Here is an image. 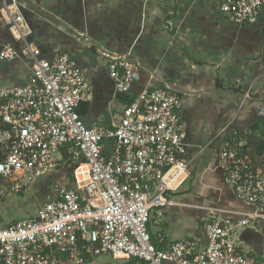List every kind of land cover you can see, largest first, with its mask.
Returning <instances> with one entry per match:
<instances>
[{
    "label": "built area",
    "instance_id": "2783aa9c",
    "mask_svg": "<svg viewBox=\"0 0 264 264\" xmlns=\"http://www.w3.org/2000/svg\"><path fill=\"white\" fill-rule=\"evenodd\" d=\"M219 10L229 22L251 24L264 15V0H223ZM6 12L9 32L24 46L18 51L0 44V61L20 55L32 65L24 84L0 87V181L12 192H22L59 169L66 154L75 165V186L56 185L55 197L32 216L0 227V264H62L58 254L74 264L101 254L144 264H254L240 234L264 218V172L240 145L224 144L219 166L225 184L251 211L237 220L210 212L202 223L207 240L202 250L193 240L153 242L150 210L158 206L161 193L187 177L179 95L144 87L122 108L118 124L88 127L76 109L91 95L80 68L67 53L51 60L40 57L27 40L22 15ZM166 28L171 30L172 22ZM138 71L136 62L110 56L116 93L128 92ZM106 139L109 151L104 150ZM81 162L88 171L79 181L75 171ZM3 193L1 188L0 198Z\"/></svg>",
    "mask_w": 264,
    "mask_h": 264
},
{
    "label": "crops",
    "instance_id": "0c3cea01",
    "mask_svg": "<svg viewBox=\"0 0 264 264\" xmlns=\"http://www.w3.org/2000/svg\"><path fill=\"white\" fill-rule=\"evenodd\" d=\"M222 1L27 0L79 32L84 41L16 0H0L1 45L18 51L24 46L8 30L9 9L24 18L29 42L40 50V57L51 60L67 53L80 68L91 95L76 109L88 127L110 129L118 124L122 108L141 89L164 88L154 76L198 91L177 93L187 177L156 200L151 233L165 244L193 240L204 248L202 223L210 212L237 220L251 211V205L223 181L219 154L224 144L240 145L253 166L264 172V15L251 24H235L220 13ZM167 21L172 22L171 30ZM105 51L138 64L128 92H115L109 76L111 55ZM31 65L30 58L20 55L0 62V87L24 84ZM104 141L109 151L111 141ZM65 159L55 172L33 181L22 197L1 196L0 227L29 218L46 199L55 197L56 185L75 186L73 170L67 175L71 162ZM87 171L81 162L77 180L86 179ZM240 237L254 264H264V218L245 227ZM58 257L62 264H74L62 254ZM86 257L84 264H144L108 254Z\"/></svg>",
    "mask_w": 264,
    "mask_h": 264
},
{
    "label": "water",
    "instance_id": "95a60500",
    "mask_svg": "<svg viewBox=\"0 0 264 264\" xmlns=\"http://www.w3.org/2000/svg\"><path fill=\"white\" fill-rule=\"evenodd\" d=\"M19 4L24 5L25 7H28L30 9L35 10L36 12H38L41 16H43L44 18H46L47 20L51 21L52 23L56 24L57 26L61 27L63 30H65L66 32H68L69 34L80 38L84 41H86L85 38H82L81 34L79 32H77L76 30L70 28L69 26H67L66 24H64L63 22H60L59 20H57L54 16L48 14L47 12H45L43 9L30 4L29 2H27V0H16ZM28 42L30 41V38L28 37ZM88 42V40H87ZM105 53L109 54V55H114L117 57H121L122 54H110V52L105 51ZM154 78L156 80H158L159 82H161L163 84V87L165 89L171 90L175 93H179V94H194V93H198V91H192V90H185L184 88H181L180 86L174 84L173 82H170L166 79L163 78H159L158 76H154Z\"/></svg>",
    "mask_w": 264,
    "mask_h": 264
},
{
    "label": "trees",
    "instance_id": "16d2710c",
    "mask_svg": "<svg viewBox=\"0 0 264 264\" xmlns=\"http://www.w3.org/2000/svg\"><path fill=\"white\" fill-rule=\"evenodd\" d=\"M0 62H6V61H0ZM31 73V72H30ZM30 75V74H29ZM22 85V84H21ZM66 157V154H64V158ZM68 161V160H67ZM70 163V162H69ZM74 164H72V163H70V164H67L66 165V168H68L69 169V171H70V173H72V170H73V168H74ZM48 176V175H47ZM234 190V189H233ZM235 194V193H234ZM39 208V207H38ZM37 208V209H38ZM37 209H36V211H37ZM155 208H152L151 210H150V218H149V223H148V230H149V232H150V236H151V239H152V241L153 242H156V240H157V238H153V235H152V233H151V225H152V223H153V220H154V216H155ZM35 211V212H36ZM202 232H203V230H202ZM203 234H204V232H203ZM205 236V235H204ZM205 241L207 242V240H206V237H205ZM197 244V243H196ZM198 246V249L199 250H202L203 248H201L199 245H197ZM205 246H206V244H205Z\"/></svg>",
    "mask_w": 264,
    "mask_h": 264
},
{
    "label": "rangeland",
    "instance_id": "374dc122",
    "mask_svg": "<svg viewBox=\"0 0 264 264\" xmlns=\"http://www.w3.org/2000/svg\"><path fill=\"white\" fill-rule=\"evenodd\" d=\"M67 175L69 176L70 175V171L69 172H67ZM3 189L4 190V193L3 194H5L6 193V195L8 194V193H14V192H12L11 190H9V188L6 186V184L4 183V182H2V181H0V189ZM5 188H7V189H5ZM18 195H20L19 197H22L23 196V194H25L24 193V191L23 192H19V193H17ZM4 199V197H2L1 198V200H0V205L2 204V200ZM39 203H41V202H39ZM33 213H35V211L33 212ZM33 213L31 214V216L33 215ZM16 218H18L17 216H16ZM10 222H8L7 224H9ZM6 224V225H7Z\"/></svg>",
    "mask_w": 264,
    "mask_h": 264
}]
</instances>
